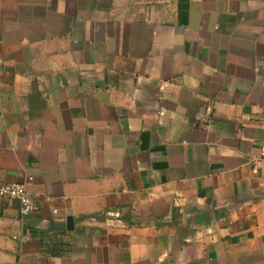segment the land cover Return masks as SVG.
<instances>
[{"label": "crops", "instance_id": "1", "mask_svg": "<svg viewBox=\"0 0 264 264\" xmlns=\"http://www.w3.org/2000/svg\"><path fill=\"white\" fill-rule=\"evenodd\" d=\"M263 145L264 0H0V264H264Z\"/></svg>", "mask_w": 264, "mask_h": 264}, {"label": "built area", "instance_id": "2", "mask_svg": "<svg viewBox=\"0 0 264 264\" xmlns=\"http://www.w3.org/2000/svg\"><path fill=\"white\" fill-rule=\"evenodd\" d=\"M261 150L264 156V145ZM0 198L17 200L20 204V214L23 217L32 215L36 210V204L25 184L0 183Z\"/></svg>", "mask_w": 264, "mask_h": 264}, {"label": "water", "instance_id": "3", "mask_svg": "<svg viewBox=\"0 0 264 264\" xmlns=\"http://www.w3.org/2000/svg\"><path fill=\"white\" fill-rule=\"evenodd\" d=\"M53 228L56 231H60V230L71 231L74 228V220L72 217H69L65 223H62V224L53 223Z\"/></svg>", "mask_w": 264, "mask_h": 264}, {"label": "trees", "instance_id": "4", "mask_svg": "<svg viewBox=\"0 0 264 264\" xmlns=\"http://www.w3.org/2000/svg\"><path fill=\"white\" fill-rule=\"evenodd\" d=\"M52 243H53V241H51L49 245H51Z\"/></svg>", "mask_w": 264, "mask_h": 264}]
</instances>
